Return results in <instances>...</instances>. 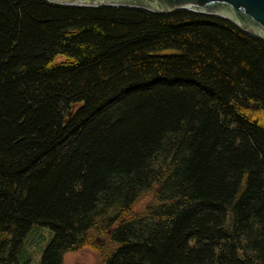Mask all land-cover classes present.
Returning <instances> with one entry per match:
<instances>
[{"label":"trees","instance_id":"16d2710c","mask_svg":"<svg viewBox=\"0 0 264 264\" xmlns=\"http://www.w3.org/2000/svg\"><path fill=\"white\" fill-rule=\"evenodd\" d=\"M33 226L41 264H264V41L186 10L0 0V264Z\"/></svg>","mask_w":264,"mask_h":264},{"label":"water","instance_id":"95a60500","mask_svg":"<svg viewBox=\"0 0 264 264\" xmlns=\"http://www.w3.org/2000/svg\"><path fill=\"white\" fill-rule=\"evenodd\" d=\"M80 7H128L152 13L180 10L229 20L243 32L264 41V0H48Z\"/></svg>","mask_w":264,"mask_h":264},{"label":"rangeland","instance_id":"374dc122","mask_svg":"<svg viewBox=\"0 0 264 264\" xmlns=\"http://www.w3.org/2000/svg\"><path fill=\"white\" fill-rule=\"evenodd\" d=\"M80 107H74L67 115L69 120ZM53 232L44 226H33L23 239L17 264H41V258L53 239ZM63 264H100V258L92 252L65 253Z\"/></svg>","mask_w":264,"mask_h":264}]
</instances>
